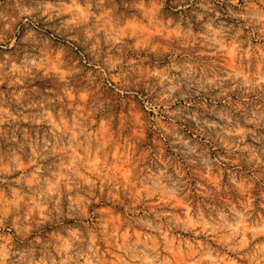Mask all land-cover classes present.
I'll use <instances>...</instances> for the list:
<instances>
[{
	"label": "rangeland",
	"instance_id": "obj_1",
	"mask_svg": "<svg viewBox=\"0 0 264 264\" xmlns=\"http://www.w3.org/2000/svg\"><path fill=\"white\" fill-rule=\"evenodd\" d=\"M71 3L72 0H13L9 6H0V12L13 21L9 43L14 38L20 45L27 37V44L22 46L34 57L56 53L54 58L50 56V68L29 77L26 89L24 84L20 86L19 103L13 102L0 110V180L4 181L0 188L11 198L9 182L35 176L39 168V185L29 188L27 184L11 183V187L22 189L25 199L40 204L45 199L41 192L48 186L46 181L52 178V173L60 172L62 162L75 164L77 153L84 154L77 147L84 140L81 127L74 126L87 118L91 125L87 129V149L93 151L98 146L97 139L92 137L109 146L114 144L115 160L122 142L117 140L114 127L124 136L138 135L151 143L161 131L156 123L162 117L159 123L175 129L176 135L169 136L168 143L173 144L176 139L188 141L187 145L178 143L161 149L172 161V167L164 175L162 168L146 171L141 178L145 191L128 170L116 165L124 180L134 186L136 200L129 195L127 199L122 197L119 205L99 201L88 211L94 212L96 218L111 221L121 243L127 241L136 254H146L157 264H188L193 252L197 261L201 256L207 257L203 264H239L237 252L230 248L242 247L243 255L264 241V236L258 234L264 229V223L260 222L264 211L259 207V184L252 190L255 199L248 198L253 210L246 214L241 194L228 188V177L233 172L237 176L252 175L242 158L264 149V130L253 128L247 135L241 131L245 119L258 111L261 101L235 85L212 88L199 76L192 79L190 74L186 75L193 57L204 58L211 51L200 45L187 54L177 47L175 58L161 52L159 57L153 54L139 62L135 56L123 59L120 41L138 34L137 20L143 17L139 0H107L104 6H93L91 16L84 8L87 0H78L82 9L78 15L88 19L93 31L102 30L99 35L103 36L104 44L99 54L74 47L68 40L72 34V26L68 24L73 19ZM191 11V7L185 8L176 0H166L161 8L165 18H178L181 14L187 17ZM137 43L148 47L152 38ZM0 52L7 59L15 56L16 49L2 47ZM238 59V53L232 51L226 63L235 67ZM22 62L23 53L13 66ZM173 87L175 91H171ZM0 89L8 91L9 83L0 85ZM169 92L172 100L167 112L163 111L167 100L160 105L159 113L149 110V100L155 101ZM173 111L177 115L169 119L168 113ZM193 116L197 119H192ZM225 117H230L231 123ZM89 164L95 168L98 160H90ZM8 168L13 171H5ZM62 180V174L55 178L57 183ZM250 229L257 230L255 240L251 239ZM54 230L55 225L45 224L41 234ZM237 230L241 233L238 244L230 239L227 246L221 243ZM118 254L117 249L110 256L115 259Z\"/></svg>",
	"mask_w": 264,
	"mask_h": 264
},
{
	"label": "clouds",
	"instance_id": "obj_2",
	"mask_svg": "<svg viewBox=\"0 0 264 264\" xmlns=\"http://www.w3.org/2000/svg\"><path fill=\"white\" fill-rule=\"evenodd\" d=\"M165 2L166 0H149L146 4L145 0H139L143 17L137 20L138 34L133 39L120 41L122 58L135 56L139 62L143 57L153 54L159 57L161 52L175 58L178 55L177 47L185 54L195 52V45L211 49L207 57L192 58V63L188 66L190 72L186 75L190 74L192 79L199 76L201 81L212 88L235 85L258 97L261 101L259 109L245 119V128L241 131L243 135H247L253 128L264 130V0H176L181 6L192 8L189 16L181 14L178 18L164 17L161 8ZM12 3L13 0H0V6H9ZM106 3L107 0H87L84 8L91 16L94 15L91 12L93 6H104ZM46 6L51 8V5ZM71 10L73 19L68 21L72 26L69 43L74 47L85 48L86 52L99 54L104 44L103 36L99 35L102 30L97 28L93 31L88 26V19L78 15L82 11L78 0H72ZM12 31L13 21L10 16L0 12V48L16 49L15 56L7 59H3L4 54L0 52V85L9 83L8 91L0 89V110L13 102L19 103L20 86L24 84L26 89L25 82L28 78L50 68V56L54 58L56 55L54 52L41 53L34 57L27 47L22 46L27 44V37L20 45L14 38L9 43L8 33ZM149 37L152 38V44L148 47L137 43ZM109 39L111 40V36ZM232 51L239 55L235 67L226 63L227 55ZM21 53L23 62L13 66V62L21 58ZM213 57L216 59H212ZM176 62L180 63L179 60ZM254 65L258 67L254 68ZM175 90L173 87L171 91ZM166 100L168 103L163 111L167 112L171 107V92L167 96H159L155 101L149 100V110L159 113L160 105ZM176 115L175 111L168 113L169 119ZM225 118L231 123L230 117ZM160 119L162 117L157 118L156 128L161 131L158 136L154 135L151 143L138 135L124 136L120 129L114 127L117 140L122 142L121 152L115 160L112 159L114 144L109 146L107 142L92 137L97 139L98 146L93 151L87 149V129L91 127L87 118L81 125L74 126L81 127L80 135L84 136V140L79 141L77 147L84 154L77 153L75 164L62 162L60 172L52 173V178L46 181L48 186L43 187L41 192L45 199L40 204L30 198L25 199V195L21 194L22 189L11 187V183L27 184L29 188L39 185V168L36 169L35 176H22L9 182L11 198L8 192L0 188V264H157V261L146 254H136L133 245L127 241L121 243L117 233L111 228L112 222L103 217L96 218V214L88 209L99 201L119 205L122 203L121 198L127 199L129 195L136 200L134 186L124 180L116 165L128 170L132 179L144 187L145 191L147 188L141 178L146 171L151 173L152 167L162 168L161 175H164L172 167V161L161 149L178 143L187 145L188 141L176 139L173 144L168 143V137L176 135L175 129L171 125L159 123ZM192 119L197 118L193 116ZM191 151L194 153L195 148ZM93 159L98 160L95 168L89 164ZM242 159L249 165L252 175L237 176L236 172L231 173L228 177V188L241 194L245 201L242 205L244 212L250 214L253 209L248 198L251 196L255 199L252 190L259 184V207L264 211V149L258 154L249 153L247 158ZM236 168L239 170V163ZM5 171L10 173L13 169L8 168ZM60 174L63 175V180L57 183L55 178ZM237 179L240 184H237ZM3 183L0 180V184ZM38 215L40 218H37ZM72 219L76 221L75 224L65 223V220ZM260 222L264 223V216L260 217ZM45 224L55 225V230L42 235ZM250 231L251 239L255 240L257 230ZM258 234L264 236V229H260ZM239 235L241 233L237 230L221 243L227 246L230 239L238 244ZM117 249L119 254L112 259L110 253ZM230 250L237 252L239 264H264V241L243 255L240 254L242 247L237 246ZM191 257L188 264H203L207 259L206 256H201L197 261L195 252L191 253Z\"/></svg>",
	"mask_w": 264,
	"mask_h": 264
}]
</instances>
